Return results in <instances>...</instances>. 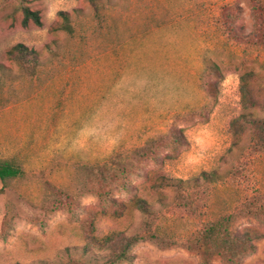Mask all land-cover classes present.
Returning a JSON list of instances; mask_svg holds the SVG:
<instances>
[{
	"label": "rangeland",
	"instance_id": "obj_1",
	"mask_svg": "<svg viewBox=\"0 0 264 264\" xmlns=\"http://www.w3.org/2000/svg\"><path fill=\"white\" fill-rule=\"evenodd\" d=\"M26 5L40 13V27H23L18 3L0 0V160L22 170L6 186L0 182V264L80 257L88 213H97V237L158 234L179 244L139 243L130 264H203L198 232L223 217L263 234L237 264H264V150L229 131L241 114L264 120V110L242 109L239 91L244 74L264 80V37L236 41L223 19L224 8L238 6L236 28L248 35L250 11L259 6L264 32V0H96V11L85 0ZM59 13L71 32L59 29ZM18 44L37 55L32 76L7 57ZM174 130L183 131L186 146L170 159L163 151L161 167L146 164L145 178L132 181L156 212L149 226L128 202L119 218L101 215L88 169L127 164L134 150ZM202 173L215 174L196 184ZM160 176L188 182L182 201L152 189ZM55 190L68 195L74 212L50 209ZM102 257L84 255L92 264Z\"/></svg>",
	"mask_w": 264,
	"mask_h": 264
},
{
	"label": "trees",
	"instance_id": "obj_2",
	"mask_svg": "<svg viewBox=\"0 0 264 264\" xmlns=\"http://www.w3.org/2000/svg\"><path fill=\"white\" fill-rule=\"evenodd\" d=\"M7 2L9 0H1ZM19 5L22 14L21 24L23 27L42 25L41 16L38 11L31 10L26 4L27 0H13ZM96 11V0H85ZM251 18L253 29L250 34L244 35L237 30L236 23L239 19L241 10L238 6L233 8L226 7L223 10L224 26L228 37L241 42H255L264 37L262 30V8L252 6ZM63 23L59 29L71 32L68 25L67 15L59 13ZM7 57L19 70L28 76L35 74L38 58L34 51L28 50L22 44L15 45L7 52ZM264 80L258 75L247 73L240 78V104L244 111L264 110ZM229 131L236 138L249 135L257 150H264V120L241 114L232 119L229 124ZM186 146V140L182 130H174L168 138L149 140L144 147L138 148L131 153V161L117 168H106L97 166L88 169L89 183L92 193L97 197L102 206L101 215H109L113 218L121 217L126 209V203L132 206L145 218V226H149L150 221L156 216L149 202L137 195V188L132 181L145 178L142 171L146 164L156 167L162 166L160 154L168 151L167 159L176 157L181 147ZM213 173L212 175H214ZM22 170L14 160H0V182L7 185L10 181L19 178ZM212 175L202 173L194 180L198 184L202 179L207 181ZM182 180H168L160 176L152 185V189L158 194H163L166 190L175 195L176 201H182L184 194L188 193V187ZM3 189H0V193ZM49 203L52 211L64 209L74 212V204L71 199L62 191L55 190ZM162 200H160V204ZM163 205V204H161ZM95 214L88 213L81 220L83 230V248L81 256L67 253L65 264H92L84 258V255L103 254L100 262L95 264H130L133 260L131 250L134 246L142 242H151L160 249H167L179 246L175 241L166 239L158 234L133 235L127 237L121 233H109L103 237H97L95 233ZM264 218V211L259 215V219ZM9 219L5 220L4 226L8 228ZM6 231V230H4ZM3 235H0L3 237ZM263 234L252 227L237 229L234 227L232 218L223 217L216 221L205 224L198 232V247L202 255V263L209 264L213 258H219L224 262L237 264L243 258L252 254L255 250V242Z\"/></svg>",
	"mask_w": 264,
	"mask_h": 264
},
{
	"label": "clouds",
	"instance_id": "obj_3",
	"mask_svg": "<svg viewBox=\"0 0 264 264\" xmlns=\"http://www.w3.org/2000/svg\"><path fill=\"white\" fill-rule=\"evenodd\" d=\"M196 159H197L196 156H193V155H189V156H188V161H189V162H194Z\"/></svg>",
	"mask_w": 264,
	"mask_h": 264
}]
</instances>
